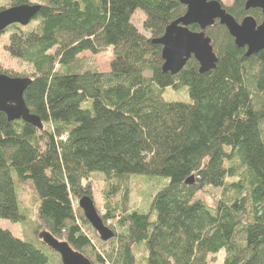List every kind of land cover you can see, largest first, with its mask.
Instances as JSON below:
<instances>
[{
  "label": "trees",
  "instance_id": "trees-1",
  "mask_svg": "<svg viewBox=\"0 0 264 264\" xmlns=\"http://www.w3.org/2000/svg\"><path fill=\"white\" fill-rule=\"evenodd\" d=\"M6 1L0 12L41 7L27 27L0 34L11 32L5 51L29 71L0 66V74L32 81L24 100L43 129L0 113V219L26 222L21 186L38 201L35 243L0 228V264H62L42 232L91 264H139L141 246L146 264H210L223 253L219 264H264V50L248 56L216 21L205 32L216 68L201 74L192 58L172 75L154 41L185 15L180 0ZM248 1L223 6L238 23L251 16L261 25ZM138 11L147 35L132 21ZM105 49L110 71L89 69ZM185 88L189 102L164 97ZM98 174L106 189L97 212L115 235L108 242L79 207L85 197L95 203ZM138 176L164 182L144 212L130 205L128 183Z\"/></svg>",
  "mask_w": 264,
  "mask_h": 264
},
{
  "label": "water",
  "instance_id": "water-1",
  "mask_svg": "<svg viewBox=\"0 0 264 264\" xmlns=\"http://www.w3.org/2000/svg\"><path fill=\"white\" fill-rule=\"evenodd\" d=\"M180 2L187 8L185 15L172 23L161 39L154 41L155 44L163 47L165 73L172 75L180 73L192 58L199 63L201 74L216 68L218 58L212 40L205 34L216 21L227 28L237 47L247 48L248 56L264 50V20L258 25L250 16L242 23H238L218 0H180ZM256 9L261 10L264 16V0L247 2V11ZM40 10L41 7L38 5H22L0 12V34L11 26L27 27ZM193 25L199 26L201 32L190 31L189 27ZM31 82L28 78H10L0 74V113L5 114L9 122L23 121L42 130L41 120L31 114L24 100V94ZM186 184L193 185L194 177L189 178ZM79 207L101 241L108 242L114 238L113 231L104 225L92 199L89 197L81 199ZM39 238L50 250L59 254L62 264H91L83 254L73 250L68 243L56 240L50 233L42 232Z\"/></svg>",
  "mask_w": 264,
  "mask_h": 264
},
{
  "label": "rangeland",
  "instance_id": "rangeland-1",
  "mask_svg": "<svg viewBox=\"0 0 264 264\" xmlns=\"http://www.w3.org/2000/svg\"><path fill=\"white\" fill-rule=\"evenodd\" d=\"M222 5L225 7H231L233 4V0H220ZM7 3L6 0H0V5H5ZM145 19V15L142 11H138L133 16V23L134 25L145 35L147 33L143 29V22ZM10 31L7 35L3 36L0 40V66L3 69L14 70L18 73H25L29 71V66L18 61L12 59L9 54L5 51V41L8 42V37L10 36ZM113 60L112 50L105 49L101 53L96 56L89 57L87 62V67L92 70H97L99 72H109L110 71V64ZM164 97L169 101L173 102H189L190 97L187 88L181 91H174L173 89H167L164 92ZM94 201L96 208L101 212L104 213L105 207V199H104V191L106 189V182L104 179V175L98 174L94 175L92 181L90 182ZM164 182H160L157 178H149L145 176H138L133 177L129 183L130 189V205L131 208L134 210L139 211H147L150 203L152 201V197L154 194L162 188ZM19 201L21 206V211L23 214L26 215L27 220L25 223L14 224L6 220L0 219V228L3 230H9L12 232L17 238L28 241L34 242V237L32 234V230L37 221V212H38V201L33 193V191L28 186H21L18 189ZM201 196H198L200 199ZM94 243L99 247L97 240L93 239ZM137 258L139 260V264H146L145 257H146V249L141 246L137 248L136 252ZM224 258V253L219 254L213 257V260L210 264H219L222 262Z\"/></svg>",
  "mask_w": 264,
  "mask_h": 264
}]
</instances>
